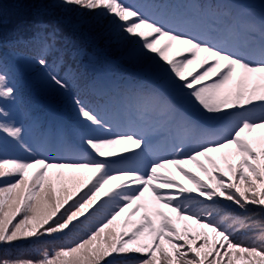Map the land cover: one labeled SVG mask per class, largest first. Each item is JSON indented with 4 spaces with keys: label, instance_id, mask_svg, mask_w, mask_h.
Listing matches in <instances>:
<instances>
[{
    "label": "snow or ice",
    "instance_id": "obj_1",
    "mask_svg": "<svg viewBox=\"0 0 264 264\" xmlns=\"http://www.w3.org/2000/svg\"><path fill=\"white\" fill-rule=\"evenodd\" d=\"M34 4L37 18L55 9H79L81 14L92 12L109 18L129 40L136 38L143 49L163 61L178 86L187 90L207 118L217 121L219 127L212 133L202 131L207 142L183 158L154 161L147 174L130 169L114 173L112 162L106 159L50 162L35 156L32 147L24 142L25 129L8 107L17 101L18 89L7 73L0 72V134L32 157H0V249L42 246L38 259L3 254L0 264H264V136L256 141L257 150L245 135L264 130V0L258 23L251 19V9L239 12L226 7L223 28L213 27L207 36L168 28L124 0H34ZM3 24L0 15V49L6 43H19V38L4 41ZM39 24L43 47L51 53L58 42L57 30L48 31L42 20ZM173 43L185 46L183 51L190 55L170 59L166 53ZM200 53L205 55L199 68L186 74ZM36 63L51 87L65 94L70 92L69 81L58 70L59 56L49 63L41 55ZM123 102L137 110H173L155 92L136 93L124 97ZM73 103L90 126L102 132L109 129V122L81 99L74 98ZM184 131L191 135L197 129L189 123ZM125 142L139 148L145 141L135 133L116 138H83L98 157L116 156L115 146ZM212 153L221 154L227 172ZM232 159L237 162L231 163ZM189 162L207 173L212 183L182 167ZM169 165L192 180L195 187L180 185L165 175ZM50 169H84L94 176L81 182L75 191L64 186L58 190ZM114 180L122 183L106 187ZM60 183L63 185L62 179ZM173 188H179L182 200L164 191ZM149 192L151 201L146 199ZM193 192L204 199L184 196ZM226 201L232 202L239 213L228 212L231 206ZM125 212L128 218L123 227L131 225L132 230L117 232V220ZM137 214L140 219L132 221ZM189 221L203 231L194 230ZM178 222H184L182 229ZM242 231L253 235L240 239L238 233Z\"/></svg>",
    "mask_w": 264,
    "mask_h": 264
},
{
    "label": "trees",
    "instance_id": "obj_2",
    "mask_svg": "<svg viewBox=\"0 0 264 264\" xmlns=\"http://www.w3.org/2000/svg\"><path fill=\"white\" fill-rule=\"evenodd\" d=\"M193 2L196 1L200 4V6L205 8L206 6H209L212 11V17L213 20L216 21V13L219 10L218 6L215 5V0H192ZM133 7L138 8V6H135V2L131 3ZM129 5V3L127 4ZM228 6V4H227ZM226 6V7H227ZM228 8V7H227ZM226 9V8H225ZM35 4L34 0H0V15L3 16L4 24H3V39L6 42L14 41L19 38V43L12 44L9 43L5 46L9 49L11 53L18 61H20L21 66L26 68L27 71L34 72L36 70L41 69V66L36 63L37 59L41 55H45L48 59L49 63L52 62L53 57L59 56L60 58H63V65L60 68L59 72L63 70L64 65L66 66L69 61H71V54L70 50L75 52L74 61H77L80 63V52L83 49V46L86 48L85 50V58L86 60L91 63V67L97 66L99 63H101V60L108 56H115V53L109 50V42L102 41V37L106 32L110 29V26L114 25L111 20L107 17H98L95 13L92 12H83L81 14V10L75 9L71 11H65L62 9H55L48 15H44L42 17H35ZM144 14L149 16L150 9L146 11H143ZM42 20L45 24L48 25V31H52L53 29L57 30V37L58 42H56L55 50H53L51 53L47 50L44 53H42V47L41 49L37 48V37L41 38V28L39 21ZM70 21V23H69ZM78 25V27L73 28L72 25ZM35 37V38H34ZM42 38L40 39L41 43ZM38 43V44H39ZM0 57H2V60H0V72H2V67L4 64L3 56L0 54ZM158 63V62H156ZM73 64V60H72ZM75 64V63H74ZM78 70H80V67ZM84 71V69H81ZM9 75L13 83L16 85L18 89V99L14 103L16 105V109L11 111L13 118L21 119L23 122L26 121L31 113H33L34 108L31 109L32 106V99L29 91L28 84L24 78L23 72L19 70L18 68L12 67L7 69L5 72ZM187 73V71H186ZM36 84H39L41 91V94L46 98H53L56 93L59 92V90H56L55 88L51 87L45 80L41 81L40 83L36 82ZM83 83H80L79 86L81 87ZM87 87L83 86L82 90L77 91L78 98L82 99V96L86 94L85 96V102L92 99L91 96L87 93ZM40 93V92H39ZM69 95V93H67ZM65 94V96H67ZM84 102V103H85ZM9 107V105H8ZM124 113H126L124 111ZM17 122V120H16ZM19 124V121L17 122ZM20 125V124H19ZM2 135V134H1ZM36 138V136H35ZM5 143H9L12 146L19 148L17 144L11 140L10 138H4ZM22 151H24L22 148H20ZM216 159L217 162L220 164L221 168L224 169L225 172H227V164L226 162L221 158L220 153L211 154ZM0 157L7 158L6 156H3L0 154ZM238 159V158H237ZM237 159L231 160V163H236ZM201 160L209 167L210 170H212L211 164L208 163L206 159L201 157ZM189 171L192 173H195L198 177H200L203 181L207 183H212V181L209 180V176L207 173L203 172L196 164L191 163L189 166ZM50 176L53 177V179L57 180V189L61 186H64L68 188L71 191H75L76 188L80 185L81 182H85L89 179L90 175L87 176V174H84L83 172H70V173H62L63 176L61 177L59 172H49ZM213 174L215 172L213 171ZM62 179L63 185H61L60 180ZM180 180L185 182V184L190 188H194L195 184L192 180H190L187 176H185L180 171ZM181 185L180 181H178ZM106 187H109L106 186ZM174 193V192H170ZM177 194V197L179 196V188H177V191L175 192ZM184 195H187L186 193ZM190 197H195L198 200H203V197H199L198 192L193 193L190 195ZM226 205H230L227 210L230 213L236 214L239 213V209L232 204V202H225ZM255 207V206H250ZM164 211H168V209H165ZM126 214H122L116 223V230L117 232L120 231H131L132 226L129 225L128 229H124V221L126 219ZM140 219V215L136 221ZM192 228L196 231H203L198 228L197 225H195L193 222H188ZM184 222H178V227L183 228ZM211 235V234H210ZM253 235L252 233L247 232H240L238 233V237L240 239H247ZM48 250L51 252L52 247L49 245ZM42 251L41 245H21V246H15V247H9L5 249H0V255L7 254L11 256L12 258H21V259H38L40 258V253ZM159 255V254H157Z\"/></svg>",
    "mask_w": 264,
    "mask_h": 264
},
{
    "label": "rangeland",
    "instance_id": "obj_3",
    "mask_svg": "<svg viewBox=\"0 0 264 264\" xmlns=\"http://www.w3.org/2000/svg\"><path fill=\"white\" fill-rule=\"evenodd\" d=\"M163 41H161V43H162ZM184 47L185 46H182V45H179L178 43H173V46L169 49V51L166 53V55L169 57V56H173V55H177V54H181V53H184L185 54V51H183V49H184ZM200 55H201V53L199 54V57L197 58V60L193 63V64H196V63H198V61H200L201 62V58H200ZM125 132H126V130H125ZM261 132H264V130H260V129H257V130H255L254 132H252V133H250L251 135H256L257 136V134H259V133H261ZM133 145L131 144V143H128V142H125V143H121V144H119V145H116L115 146V152L116 153H121V152H124V151H126V150H129L131 147H132ZM50 162H53V161H50ZM60 162V161H59ZM63 162V161H62ZM187 164V163H186ZM185 165V164H184ZM173 167H175L174 165H169L168 166V168L170 169H172ZM50 170H53V169H50ZM49 170V171H50ZM57 170H60V171H62L63 173H70V172H80V171H82V170H84V169H57ZM86 172H87V170H85ZM162 172L164 171V170H161ZM52 172H55V169L52 171ZM169 174H170V172L168 171V172H166L165 173V175H167V176H169ZM113 181H111L110 183H112ZM157 183H159V182H157ZM151 195V192H149V193H147L146 194V199H147V195ZM151 199V198H150ZM195 243H198V241H196Z\"/></svg>",
    "mask_w": 264,
    "mask_h": 264
}]
</instances>
